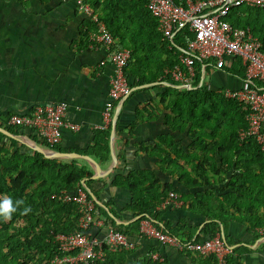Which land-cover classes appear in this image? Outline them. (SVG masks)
<instances>
[{
	"label": "trees",
	"instance_id": "obj_1",
	"mask_svg": "<svg viewBox=\"0 0 264 264\" xmlns=\"http://www.w3.org/2000/svg\"><path fill=\"white\" fill-rule=\"evenodd\" d=\"M85 1L102 20L115 42L129 49L130 58L123 71L130 87L158 81L164 76L163 70L176 63L177 56L183 52V36H193L184 26L179 27L170 40L162 38L156 29L155 18L145 7V0ZM226 18L234 26H247L264 43V7L241 4L230 8ZM84 25V30L80 32L83 37L87 30L93 28L88 19ZM200 63L197 59L193 61L192 84L199 77ZM207 68L205 65L204 69ZM218 69L239 78L244 72L237 58L229 67ZM169 83L151 85L161 87L157 96L162 108L168 110L161 118L167 132L157 135L151 145H139L141 150L158 159V171L168 180L160 182L153 169L129 170L113 176L111 183L129 194L124 209H128L134 218L126 224L114 221L112 216L116 215L107 207V202L104 208L96 203L94 205L113 229L131 236L138 234L140 217H148L156 228L183 242L197 240L203 234L211 237L217 233L224 243L235 244L224 257V264H243L244 254L251 249L240 241L232 243L233 240L225 233L226 221L232 219L246 223L253 236L257 235L255 227L264 224V160L252 137L242 141L237 138V130L246 124L244 115L247 106L223 96L212 85L208 88L198 85L179 89L172 85L175 82ZM135 90L138 89L131 92ZM134 115L140 117L138 108ZM3 116L0 114V126ZM4 129L8 133L0 131V200L8 197L14 205L17 200L24 203L10 220L0 218V264H51L49 259L56 252L52 233L73 231L77 217L75 203L62 201L56 194L61 189L70 191L75 183L82 181L89 190L88 195L95 196L89 185L93 180L88 175L89 166L73 157L56 159L35 149L22 150V144L12 147L16 143L14 135L18 127L6 125ZM174 130H185L189 142L186 145L177 144L172 134ZM91 134L88 146L72 151L96 162L106 161L109 156V128H93ZM3 140H6L5 144ZM36 143L47 146L40 140ZM50 148L62 151L55 144ZM224 176H228L224 186L226 191L214 186ZM168 191L179 194L181 203L178 210L203 218L197 231V226L186 224L183 216H178L173 225L160 218L163 210H158L157 206L166 198ZM25 207L31 210L22 214ZM18 220L24 223L20 227H16ZM131 252V249L105 250L102 259L88 264H126ZM178 252L190 264H216L212 254L196 256L190 251ZM130 262L165 264L145 257Z\"/></svg>",
	"mask_w": 264,
	"mask_h": 264
},
{
	"label": "crops",
	"instance_id": "obj_2",
	"mask_svg": "<svg viewBox=\"0 0 264 264\" xmlns=\"http://www.w3.org/2000/svg\"><path fill=\"white\" fill-rule=\"evenodd\" d=\"M85 20L86 16L76 9L72 0H0V114L22 113L36 103L64 101L67 105L65 118L75 122L77 129L61 131L55 145L62 151L53 150L57 152L71 154L74 153L72 149L88 146L91 129H101L100 110L106 99L111 66L98 65L104 55L102 48L86 46L88 30L84 37L80 34ZM232 60L226 59L224 67H229ZM206 72L207 82L215 88H236L240 85L241 78L218 68H207ZM151 85L143 86L151 89L140 94L142 99L139 100L135 90L122 100L114 117L112 134L109 133L108 159L102 162L94 160L98 176L93 175L90 162L82 156H53L56 159L73 157L78 162L87 163L88 175L93 178L89 183L95 194L92 196L99 207L104 208V204L108 203L107 207L116 215L112 216L116 223L126 224L134 217L128 209H124L128 192L111 183L115 174L153 169L160 182L168 180L158 171V159L139 148L140 144L151 145L157 135L167 132L161 118L168 110L162 108L157 96L161 87ZM136 86L133 89L142 90L139 89L142 87ZM115 108L116 105L112 116ZM136 108L140 110V117L134 115ZM18 132L21 134L14 135L17 139L25 138L28 144L33 143L35 147L48 151L36 143L37 137L28 129L18 128ZM172 134L177 144L186 145L189 142L187 136L179 140L174 132ZM227 178L224 176L214 186L224 188ZM226 190L224 188L223 191ZM177 208L178 205L163 204L159 209L163 210L160 218L173 225L178 216H183L186 224L197 226V231L203 218ZM106 220L104 223L108 224ZM101 231L99 228L92 229L96 235H101ZM225 233L233 240L232 243L240 241L251 249L244 254L243 264H264V235L256 233L253 236L246 223L232 219L226 221ZM205 237V234L200 235V238ZM131 251L126 261L145 257L158 263L190 264L177 250L161 246L152 239L140 238Z\"/></svg>",
	"mask_w": 264,
	"mask_h": 264
},
{
	"label": "built area",
	"instance_id": "obj_3",
	"mask_svg": "<svg viewBox=\"0 0 264 264\" xmlns=\"http://www.w3.org/2000/svg\"><path fill=\"white\" fill-rule=\"evenodd\" d=\"M72 2L93 24V28L87 31L86 46L102 48L104 55L98 65L111 66L107 78L106 99L100 110V128L112 126L114 106L131 91L123 71L127 59L130 58V51L115 42L102 20L85 0ZM241 4L264 7V0H145V7L155 18L156 29L162 38L170 40L173 33L184 26L193 33L192 37L183 36V52L177 56L176 63L163 70L164 76L157 82L160 85H170L169 82L173 81L175 84L172 85L179 89H190L198 85L208 88L210 84L203 80L207 73L204 66L219 68L225 65L226 59L237 58L244 68L240 85L236 88L216 90L223 96L247 106L244 115L246 124L237 130V138L242 141L248 136L252 137L264 159V43H261L247 26L238 27L227 21L230 8ZM194 59L201 63L199 77L196 83L192 84ZM66 107L64 101L36 103L25 112L5 115L1 123L4 126H16L21 130L28 129L38 140L46 143L45 148L52 152L50 147L58 141L62 130L77 129L75 122L65 118ZM29 145L35 147L33 143ZM88 191L84 182L80 181L75 183L70 191L61 189L57 192L56 197L60 200L75 203L77 217L73 231L52 233L56 252L49 259L51 264H88L102 259L105 250L133 249L141 237L152 239L161 246L177 251H190L199 256L212 254L216 264H224V257L231 252L232 246L224 243L217 233L211 237L183 242L174 235L156 228L148 217H140L138 220L136 236L113 229L109 223H104L105 218L94 205L95 199L88 195ZM180 203L178 195L174 191H168L157 209L163 204L177 206ZM94 228L102 229V234L93 233ZM255 231L264 235V224L255 227Z\"/></svg>",
	"mask_w": 264,
	"mask_h": 264
},
{
	"label": "clouds",
	"instance_id": "obj_4",
	"mask_svg": "<svg viewBox=\"0 0 264 264\" xmlns=\"http://www.w3.org/2000/svg\"><path fill=\"white\" fill-rule=\"evenodd\" d=\"M154 82V83H153ZM153 82H150L148 83L149 85H151L152 83L153 84H158L157 81H153ZM133 89V88H132ZM101 118V117H100ZM2 125V124H1ZM1 128H5L4 125L0 126ZM114 127V122L112 124V126H106L105 128H109V133H110V129L112 128L113 129ZM105 128H101V129H105ZM53 150V149H52ZM90 162V161H89ZM91 165V163H90ZM24 203L23 200H17L15 202V205L12 201L11 198H8V197H5L4 199L0 200V218H3L4 220H10L11 217H12V214L14 212L17 211V209L19 208L20 205H22ZM96 203V202H95ZM31 209L28 208V207H25L23 209V212L22 214H27ZM159 210V209H158ZM111 226V225H110Z\"/></svg>",
	"mask_w": 264,
	"mask_h": 264
},
{
	"label": "water",
	"instance_id": "obj_5",
	"mask_svg": "<svg viewBox=\"0 0 264 264\" xmlns=\"http://www.w3.org/2000/svg\"><path fill=\"white\" fill-rule=\"evenodd\" d=\"M154 83V82H153ZM152 83V84H153ZM147 85H149L148 83H144V84H140V85H137L136 87L138 88V87H143V86H147ZM176 86V85H175ZM135 87V88H136ZM177 87V86H176ZM125 98V96L120 100V102L116 105V108H115V112H114V114H113V117H112V119H113V122H114V117H115V114H116V112H117V109L119 108V106L121 105V102H122V100ZM0 131H2V132H4V133H8V132H6V130L5 129H3V128H1L0 127ZM112 134V128L110 129V135ZM10 136H12L11 134H9ZM35 149L36 150H38V151H41L45 156H61V155H63V156H79L78 154H76V153H64V152H57V151H52V152H49V151H45V150H43L42 148H40V147H35ZM110 153H111V151H110ZM111 155V154H110ZM82 157H84V158H86L88 161H90V163H91V169H92V171H93V175L96 177V176H98V171H97V168H96V165H95V162H94V160L92 159V158H90V157H88V156H82ZM96 202V201H95ZM97 203V202H96ZM98 204V203H97ZM220 238H222V236L220 235Z\"/></svg>",
	"mask_w": 264,
	"mask_h": 264
},
{
	"label": "rangeland",
	"instance_id": "obj_6",
	"mask_svg": "<svg viewBox=\"0 0 264 264\" xmlns=\"http://www.w3.org/2000/svg\"><path fill=\"white\" fill-rule=\"evenodd\" d=\"M207 74L204 76V81H206L207 80ZM157 86V85H156ZM147 87V86H146ZM143 88H145V87H142L141 89L142 90H136V96L139 98V100L140 99H142V97H141V95L140 94H142V93H144V92H146V91H148L149 89H151V88H145V89H143ZM153 89H156V87H152ZM166 127V126H165ZM174 133H175V136H177V137H179V140L180 139H183V137L185 136L186 137V131L185 130H182V131H176V130H174L173 131ZM16 134L17 135H19V134H21V133H19L18 132V130H16ZM181 135V136H180ZM18 137H21V136H18ZM19 139H22V141H20ZM186 140V139H185ZM25 138H16V143L14 144V145H12V147H17L19 144H22L23 146L20 148V149H22V150H27V148L28 149H32V147L25 141ZM35 141V140H34ZM24 142V143H23ZM3 143L5 144L6 143V140H3ZM181 143V142H180ZM7 145V144H6ZM19 147V146H18ZM11 149V148H10ZM180 162V161H179ZM203 188V187H202ZM24 223H23V221L22 220H18L17 222H16V227H20V226H22ZM9 231H12V230H10L9 229ZM130 261L131 260H129V261H126V264H131L130 263Z\"/></svg>",
	"mask_w": 264,
	"mask_h": 264
}]
</instances>
